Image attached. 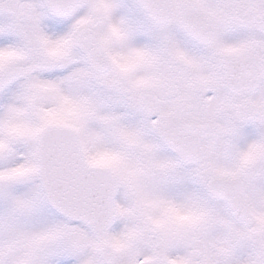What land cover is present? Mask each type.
Masks as SVG:
<instances>
[{"label": "snow or ice", "instance_id": "snow-or-ice-1", "mask_svg": "<svg viewBox=\"0 0 264 264\" xmlns=\"http://www.w3.org/2000/svg\"><path fill=\"white\" fill-rule=\"evenodd\" d=\"M0 264H264V0H0Z\"/></svg>", "mask_w": 264, "mask_h": 264}]
</instances>
